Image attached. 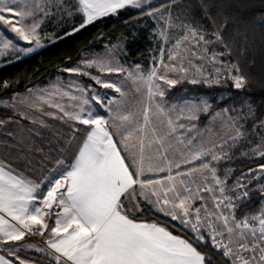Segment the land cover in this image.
I'll return each mask as SVG.
<instances>
[{
    "label": "snow or ice",
    "instance_id": "snow-or-ice-1",
    "mask_svg": "<svg viewBox=\"0 0 264 264\" xmlns=\"http://www.w3.org/2000/svg\"><path fill=\"white\" fill-rule=\"evenodd\" d=\"M128 7L152 16L162 6L152 5L149 0H78V10L84 16L80 27ZM37 9L43 11L38 5L30 6L29 0H0V51L16 48L13 38L7 35L9 31L18 39L29 43L35 41L39 46V24L35 20L30 25L25 23L26 19L35 16ZM191 37L197 43L204 39L197 36L195 30H191ZM188 39L186 34L176 41L174 47L179 49ZM177 55L170 52L169 59H175ZM84 63L87 68L95 66L101 72L125 71L102 58ZM161 65L168 67L163 60ZM172 68L176 70V65ZM234 70L239 73L238 67ZM65 71L88 75L97 85L113 89L121 97L125 95L116 82L103 81L79 67L66 68ZM179 71L186 69L180 66ZM127 75L145 90L139 116L129 111L122 99H105L98 93L89 97L78 85L76 91L79 95L59 87L55 92L29 90V107L41 112L45 106L56 109L44 114L88 127L83 129L86 135L80 137L72 159L48 179L46 194L40 192V183L15 174L0 162V241H20L26 232L43 235L44 230H49L46 244L52 251L47 255L55 264H205V257L185 239L156 223L138 222L131 215L139 209L138 197H143L173 220L180 219L186 227L191 225L198 241L204 239L200 234L202 226L211 229L214 247L222 249L221 254L230 258L231 264H264V211L259 216L236 221L234 216L208 210L206 204L194 207L195 199L205 200L200 192H214L207 185L205 172L211 175L216 185L222 182L216 169L204 159L208 156L211 160L218 159L211 154L212 149L193 145L192 140L176 136L177 127L183 128L184 125H177L154 100L156 96H164L157 80L168 85H175L177 81L168 79L166 73L158 75L157 68L144 74L137 66L135 72L129 71ZM232 80L237 89L244 86L243 76L234 75ZM65 98L67 102H64ZM99 109L106 110L108 117L101 115ZM122 151L127 155H122ZM259 155L264 158V151ZM195 161H200L199 165H194ZM182 165L193 166L180 171ZM173 169L178 171L173 174ZM260 169L264 172V165H260ZM161 172H167L163 179H153L149 175ZM196 173H199V182ZM191 185H196L195 192ZM219 191L223 193L224 188L220 187ZM211 198L215 208H220L221 204L232 207L229 197L218 199L213 194ZM201 211L205 213L203 218ZM53 212L54 226L49 229L45 218ZM218 236H227L228 242L217 240ZM9 254L16 255L14 251ZM17 259L19 264H25L18 256ZM0 264L12 262L0 256Z\"/></svg>",
    "mask_w": 264,
    "mask_h": 264
},
{
    "label": "rangeland",
    "instance_id": "rangeland-1",
    "mask_svg": "<svg viewBox=\"0 0 264 264\" xmlns=\"http://www.w3.org/2000/svg\"><path fill=\"white\" fill-rule=\"evenodd\" d=\"M160 1L163 0H149V3L153 5ZM195 4V0H179L149 16L154 23L151 39L155 52L150 66L143 67L141 64L127 62L125 59L126 49L124 48V43L122 40L116 39L109 43L106 42L100 50L93 49L84 52L79 61L71 67H59L54 74L67 76L65 80L56 76L53 81H48L44 84H34L24 92L14 93L7 97L0 96V109H13L16 98H29V90L33 92H40L41 90L55 92L56 88L59 87L62 90H71L74 94L79 95V92L76 91V86L78 85L86 90L85 94L89 97L95 93H98L105 99L107 97L111 99L113 98L112 96H116L113 99H122L129 111L140 115L145 99V90L139 83L134 82L127 75L129 71L135 72L137 66H139L141 72L144 74H147L153 68H157L158 75L166 73L168 79L177 81L175 85H168L162 80L156 81V83L160 84L166 97L170 90L183 84H212L218 86L224 85L225 80H229L234 85L232 76L238 73L235 72V67L225 60L224 53L218 48L213 47V44L217 42L216 38H206L208 33L203 31L200 26L192 24L190 20L195 13ZM29 5L32 7L38 5L40 9H43V11L35 10V16L25 21L29 25L33 20L39 24L37 34L40 38V44L37 46L35 41L29 43L20 40L16 37L15 33L7 32V35L15 41L16 48L14 50L0 51V66L29 55L51 43L55 39L56 30L71 27L80 20L84 21L83 14L78 10V0H29ZM191 30H195L197 36H203V41L197 43V40L191 37ZM161 33H164V35H161ZM186 34L189 36V39L184 41L179 49L175 48L176 41ZM0 48H2V45H0ZM29 48H32L33 51H27ZM170 52L173 54L178 53L175 59H169ZM213 57H215L214 60ZM97 58L110 61L113 67H123L125 71L107 73L99 71L95 66L92 68L85 66V61ZM161 60H163L164 65H168L167 68L161 65ZM173 65H176V70H173ZM180 66L186 69V71H179ZM77 67L90 73L92 76H99L103 81L116 82L125 95L121 97L113 89L99 87L100 85L97 86L95 81L88 75L72 74L65 71L66 68ZM192 81L196 82L193 83ZM137 88H139V91ZM160 99H162L160 96L154 98L161 106L169 107L167 111L171 113H176V108H181L182 114L198 115L207 118L208 126L211 125L212 131L209 132V135L201 136L207 137L208 140L212 136L213 146L211 147V154L217 156L218 159L211 160V156L206 157V159L216 169V175L222 182L221 185H214V194L218 199H223L224 197L231 198L232 207L227 208L221 204L220 208H215L214 201L210 204L205 201L202 204H206L210 211L223 212L230 217L233 216L234 204L237 202L236 199L241 197L240 195L246 193L249 197L250 193L257 192L261 187H264V172L261 171L260 166L255 169H239L238 174L236 167L239 164L235 163L237 160L258 157L260 156L259 153L264 151V119L248 125L245 120V117H249L248 115L245 117L241 116L240 118L239 114L233 115L221 108L212 110L208 114L215 99H220V96L215 98L210 93H189L186 90H182L174 99L165 104L159 102ZM66 100L67 98H65L64 102H67ZM153 111H155V108H153ZM227 179L231 181L226 183ZM220 187L224 188L223 193L219 191ZM261 211H264V200L260 201L258 213H261ZM200 215L203 218L205 215L204 211H201ZM217 223L219 224V222ZM189 226L191 228V225ZM192 232L197 235L196 232ZM203 232L210 236L211 229L202 226L200 234ZM221 239L226 240L225 236L217 237V240ZM31 245L32 247L23 244L20 247L13 245L6 248V245L1 244L2 248L9 252H15L18 248L21 249V253L28 254L32 252L37 254L42 252V246ZM21 256L23 255L21 254Z\"/></svg>",
    "mask_w": 264,
    "mask_h": 264
},
{
    "label": "trees",
    "instance_id": "trees-1",
    "mask_svg": "<svg viewBox=\"0 0 264 264\" xmlns=\"http://www.w3.org/2000/svg\"><path fill=\"white\" fill-rule=\"evenodd\" d=\"M179 0H163L153 5L168 7ZM195 13L190 19L192 24L207 32L206 38H216L213 47L224 53L225 60L244 77L245 83L237 89L231 81L224 85L183 84L170 90L167 98L177 96L182 90L189 93H210L215 98L208 114L217 108L230 114L245 117L248 125L264 119V0H195ZM58 29L55 39L41 49L22 58L0 66V96L7 97L24 92L36 83L43 82L54 75L59 67H71L79 61L82 54L89 50H100L107 42L122 40L126 49L125 59L132 64L149 66L155 52L151 39L154 26L146 12L131 7L118 10L115 14L100 17L81 28L83 23ZM78 29V30H77ZM63 76V75H62ZM88 82V81H87ZM7 84V87H5ZM15 117L7 110L0 109V119ZM206 118L201 117L200 120ZM247 125V126H248ZM239 169H255L264 165L261 156L237 160ZM246 171V170H245ZM244 171V172H245ZM231 180L227 179L226 183ZM236 199L233 216L236 220L251 217L259 212L260 201L264 200V187ZM138 220L156 223L173 235H177L197 249L205 257V264H231L222 251L214 248L212 239L205 232L203 240H197L195 233L186 230L175 222L153 212L141 203ZM227 240V239H226ZM22 241H31L23 239ZM24 258L35 257L38 263L54 264L48 256L29 252Z\"/></svg>",
    "mask_w": 264,
    "mask_h": 264
},
{
    "label": "crops",
    "instance_id": "crops-1",
    "mask_svg": "<svg viewBox=\"0 0 264 264\" xmlns=\"http://www.w3.org/2000/svg\"><path fill=\"white\" fill-rule=\"evenodd\" d=\"M104 47V46H103ZM150 66V65H149ZM148 67V66H143ZM60 77V79L65 80L67 76H58L57 74L47 77L43 82L36 84H44L48 81H53L55 77ZM50 79V80H49ZM82 85H84L82 83ZM33 86V85H32ZM85 86V85H84ZM98 86V85H97ZM86 87V86H85ZM101 87V86H99ZM11 96V95H10ZM111 97V96H110ZM116 98V96H112ZM176 97V96H175ZM175 97L167 98L166 95L159 100L161 103H166ZM111 98V99H113ZM109 99V97H107ZM15 105L13 109L5 108L3 110H7L12 112L15 117H7L0 119V162H2L9 169L13 170L15 174L24 177L25 179L40 183L41 193H46L47 191V183L48 179L56 174L57 170L66 166L70 159H72L73 154L76 152L78 143L80 141V137L86 135L83 132L88 126L78 124L75 121H69L67 119L53 118L52 116L44 114V112H55L56 109L44 107V112L38 111L35 108L29 107L31 103L30 98H16ZM67 101V100H66ZM94 109L96 108L95 102L92 103ZM165 112L170 116V118L177 125H184L183 128L177 127V131L175 133L176 136H179L184 140H192L193 145L199 146L203 145L206 148H211L213 146L212 136L208 140L207 137H203L201 135H209V132L212 131L211 125L208 126L207 118L205 120H200L202 116H192L188 114H182L181 108H176V113H171L169 107L162 106ZM101 115H104L106 118L108 117V113L106 110H99ZM169 112V113H168ZM139 116V115H137ZM41 121L43 123H41ZM207 123V124H206ZM165 125H158V127H164ZM209 128V129H208ZM114 139L119 140V137H114ZM134 141H130L129 143H133ZM118 147L120 145L118 144ZM122 155H127L126 152L122 151ZM178 155V154H177ZM205 160L206 157L204 158ZM209 162V161H208ZM126 163H130L129 160H126ZM194 165H199L200 161L193 162ZM210 163V166L213 165ZM193 165H182L180 171L185 170L188 167ZM131 170V169H130ZM178 171L177 169H173V174ZM208 175L207 185L212 187L214 190V180L211 175L205 172ZM153 179H163L167 176V172H161L156 175L149 174ZM199 182L200 176L199 173L194 174ZM143 179V177H142ZM179 179V177L177 178ZM184 179L187 180V177ZM204 185L201 184V187ZM193 192L196 191V185H191ZM213 193L208 192H200L199 195L205 198L204 201L200 199L194 200V207H201L202 203L213 202L212 195ZM215 195V194H214ZM172 197V194L169 193V198ZM153 200L155 197L152 198ZM139 209L134 210L132 212V216H137L140 214L141 206L143 203L146 206L150 207L153 212L158 215L170 219L175 222L179 226L185 228L186 230L191 231L190 226L186 227L181 223L180 219L173 220L170 215H166L163 211H158L157 206L152 203H149L143 197H138ZM208 204V205H209ZM214 209V208H213ZM59 210V209H58ZM56 210V211H58ZM131 218V217H130ZM6 219H10L6 217ZM46 222L49 224V229L54 226V212L49 217H46ZM138 222H146L152 223L149 221L138 220ZM15 223L14 221H10ZM159 226V225H158ZM177 236V235H176ZM49 237V230H44V234H32L27 233L24 239H31V241H9L3 242L0 241V256H3L6 260L12 262V264H19V260L17 256L25 261V264H42L35 261V257L24 258L27 253H21V249H17L16 255H10L9 251L3 249L1 244L6 245V248L12 247L13 245L16 247H20L23 244L31 245L34 244L39 247H43L41 253H37V255L48 256L47 253L52 250L48 248L46 244V240ZM179 237V236H178ZM181 238V237H180ZM227 239V236H225ZM183 239V238H181ZM228 242V241H227ZM233 243L235 244V238H233ZM15 248V247H13ZM32 253V252H31ZM49 257V256H48ZM51 258V257H50ZM52 259V258H51ZM55 264V262L52 260Z\"/></svg>",
    "mask_w": 264,
    "mask_h": 264
},
{
    "label": "built area",
    "instance_id": "built-area-1",
    "mask_svg": "<svg viewBox=\"0 0 264 264\" xmlns=\"http://www.w3.org/2000/svg\"><path fill=\"white\" fill-rule=\"evenodd\" d=\"M46 194V193H45ZM55 207V206H54ZM55 210H58V209H55ZM254 215H256V216H259L260 215V213H257V214H254ZM258 226V225H257ZM225 244L227 243V240H223V239H221ZM213 246H214V244H213ZM214 248H216V247H214ZM217 249H219V250H221L222 251V249H220V248H217ZM230 259V258H229ZM231 261V260H230Z\"/></svg>",
    "mask_w": 264,
    "mask_h": 264
}]
</instances>
